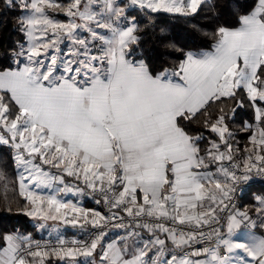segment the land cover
Segmentation results:
<instances>
[{
  "label": "snow or ice",
  "instance_id": "1",
  "mask_svg": "<svg viewBox=\"0 0 264 264\" xmlns=\"http://www.w3.org/2000/svg\"><path fill=\"white\" fill-rule=\"evenodd\" d=\"M96 2L69 0L65 6L59 0H21L28 14L20 31L29 46L15 55L27 62L0 70V145L12 149L16 168L22 169L17 180L24 202L20 210L33 220L96 231L86 240L73 239L72 246L58 239L56 246L37 243L34 250L28 237L4 235L0 239L7 246L0 249V264H46L51 257L67 264H77L78 257L85 264H264V237L251 231L264 228V197L256 198V219L251 208L240 210L234 203L246 185L264 181V0L239 16V27H217L211 51L183 53L177 71L156 75L143 61L127 59L138 41L135 18L121 27L124 8L116 0H99L97 12ZM130 2L150 12L190 17L207 0ZM50 10L63 12L67 21L50 16ZM79 30L90 38H79ZM64 39L78 47L70 50L71 58L56 76L58 56L52 54L47 64L43 57L50 50L59 52ZM96 41L101 42L100 55L90 56L89 46ZM81 73L87 76L83 86L77 82ZM245 99L256 124L242 125L241 131L251 133V147L237 156L240 150L234 148L235 133L228 124L235 108L229 109L227 101L243 107ZM184 122L202 126L215 138L202 148L203 134L189 131ZM6 180L0 171L5 188ZM69 192L99 194L109 214L61 198ZM109 224L121 229L134 224L152 238L143 247L130 245L129 238L139 235L132 230L119 243L102 246ZM242 230L247 231L237 235ZM172 250L183 255L165 260ZM201 255L207 259L190 258Z\"/></svg>",
  "mask_w": 264,
  "mask_h": 264
},
{
  "label": "trees",
  "instance_id": "2",
  "mask_svg": "<svg viewBox=\"0 0 264 264\" xmlns=\"http://www.w3.org/2000/svg\"><path fill=\"white\" fill-rule=\"evenodd\" d=\"M59 2L64 4L66 0H59ZM257 2L258 0H208L197 14L190 17L150 12L148 9L141 8L128 10L127 15L134 17L138 25V41L131 45L127 59L133 62L143 61L152 75L163 72L165 69L169 74L174 73L184 59L183 53L211 51L215 42L212 36L215 29L219 26L238 27L239 16L250 12ZM25 14L26 11L21 7V0H11V3L9 0H0V70H15L25 64L21 56L15 55L26 44V36L20 31V21ZM49 15L62 21L66 18L59 10H50ZM171 78L178 82V77L173 75ZM79 84L83 86L85 83ZM243 103L244 106L239 107L234 101H227L229 109L235 108L234 113L229 112L228 124L230 130L235 133V140L246 141L250 132H238L237 127L241 128L246 121L255 125V120L251 102L245 99ZM209 110L216 109L213 107ZM184 123L194 134H203L205 139L201 142L202 148L207 146L209 139L215 138L214 134L202 126ZM12 156L10 148L0 146V171H3L7 177V188L3 182H0V237L25 236L28 237L29 243L45 239L37 231V226L31 219L23 215L20 210L24 202L19 197L18 174ZM257 195H264V186H255L247 193L246 198L242 200V206L247 200L252 204ZM5 246L6 243L0 239V249ZM78 263L85 264L77 258ZM46 264H67V261L51 257Z\"/></svg>",
  "mask_w": 264,
  "mask_h": 264
},
{
  "label": "crops",
  "instance_id": "3",
  "mask_svg": "<svg viewBox=\"0 0 264 264\" xmlns=\"http://www.w3.org/2000/svg\"><path fill=\"white\" fill-rule=\"evenodd\" d=\"M254 120H255V118H254ZM255 124H256V121H255ZM250 135H251V133H250ZM250 135L245 139L246 141H242V140H239V139H237V140L234 139V141H232V143L234 145V148H238L240 150L237 153V156H240L243 153V150H244L245 147H251V145L248 143ZM215 169H216V165H211L209 170L215 172ZM65 180H66V182H68L69 184H71L73 186H78L80 188H84V185L81 182L76 181L72 177H65ZM57 187H63V185H57ZM38 191H40V190H38ZM48 191L49 190H44L43 192L47 193ZM246 195H245L244 198H246ZM257 197H260V196L257 195L256 198ZM61 198L64 199V200H66V201H72L73 203H77L78 202V206H80V207H83L85 209H91V210L99 211L101 213L100 207L98 205H96L95 203H93L91 200H86L80 194H77L75 196V194H73L71 192H69V193H62L61 194ZM244 198H242V200ZM256 198L254 200L255 202H257ZM242 200H241L240 206L242 205V202H243ZM249 202L250 201H248V200L245 201L244 202L245 205H243L244 207L243 206H241V207L239 206L238 208L240 210L244 209L245 207L248 206V203ZM253 218H254V216H253ZM39 222L40 223H39V226L37 228H38L41 236H43L45 238H65V237H72V236L73 237L74 236L76 237V236H79L81 234V232H82V230L79 229V228H73L70 225L69 226H65V225L59 224L58 222H52V221H49V222L39 221ZM41 223H44V225H45L43 228L40 227V224ZM257 224H258V221H257ZM132 230H135V229H127V230L123 231L122 234H116V235L114 233H107L105 235V237L103 238V240L101 241V244H102V246H107V244L111 243L113 240H115V241H117L119 243L120 240H121V238L126 236L127 231H132ZM224 231H226V228H224ZM244 231H247V230H242L240 233L243 234ZM251 231L254 232L257 237H264V229H263L262 233L258 230V227H256L254 230L252 229ZM256 232H258V234ZM240 233H238V234H240ZM16 236H19V235H16ZM151 238L152 237L149 236L146 233H139L138 236H133V237L129 238V243H130V245H132L134 243L135 246L143 247V242L144 241H148ZM161 238H163V236H161ZM233 239H235V236L233 237ZM167 247L169 249L172 248L170 242L167 244ZM132 250H134V248ZM101 251H102V248H98L97 249V253L98 254ZM179 252H180V250H172L171 252H166L164 254L165 260L168 259V258H170V255L171 254H176V255L180 256V253ZM153 255H155V249L154 248L149 253V256L150 257L153 256ZM233 258L235 259V256H233ZM78 259L82 263L85 262V258H83V257H78ZM205 259H207V258H205ZM198 260H204V259H198Z\"/></svg>",
  "mask_w": 264,
  "mask_h": 264
},
{
  "label": "rangeland",
  "instance_id": "4",
  "mask_svg": "<svg viewBox=\"0 0 264 264\" xmlns=\"http://www.w3.org/2000/svg\"><path fill=\"white\" fill-rule=\"evenodd\" d=\"M69 2V0H66V2L64 3L65 4V6H67V3ZM116 4H117V6L118 7H121V8H124V16L123 17H121L120 18V21H119V24H120V26L121 27H125V26H127V23H128V21L129 20H131L132 18L131 17H129L128 15H127V11L128 10H131V9H133V8H139L138 6H136V5H132L131 4V2H130V0H116ZM93 8L97 11V12H99L100 10H101V4L99 3V0H97V2L96 3H94L93 4ZM60 13H62L63 14V12H61L60 11ZM28 13L26 12V14L25 15H27ZM170 14H172V13H170ZM24 15V16H25ZM64 15V14H63ZM23 16V17H24ZM56 19V18H55ZM67 17L65 18V20H60V21H62V22H66L67 21ZM78 23H79V21H77ZM93 27H95L94 25H93ZM98 31H100V30H98ZM103 34H105V35H110V34H108L106 31L103 33ZM77 35L79 36V38H81V39H89L90 37H89V33L87 32V31H84V30H79L78 31V33H77ZM28 46H29V40H28V38L26 37V44L22 47L23 49H27L28 48ZM76 47H78V46H74V45H72V43L70 42V41H68L67 39H64L61 43H60V45H59V52H57V53H53L52 52V50H50L49 51V54L47 55V56H45V57H43L44 58V60H45V63L47 64V62H48V60H49V58H50V56L52 55V54H56L57 56H58V58H59V63H58V66H57V70H56V73H55V75L56 76H59V75H61L62 74V67H63V61L64 60H67V59H69V58H71L69 55H67L69 52H70V50L71 49H73V48H76ZM90 53H89V55L90 56H99L100 55V47H101V42L100 41H96V42H94L93 44H91L90 46ZM81 52H83L84 50L83 49H79ZM21 58H23V61H24V63H26L27 61H26V57H24V56H21ZM80 59H83L84 57L83 56H81V57H79ZM94 64H95V66L96 67H101V63L99 62V61H95V62H93ZM24 65H22L21 67H23ZM104 67H106V63L103 65ZM75 67V66H74ZM86 79H87V76L84 74V73H81L78 77H77V82L78 83H85V81H86ZM237 128H239L238 129V132H243V131H241L240 129V127H237ZM234 141V140H233ZM0 146H3V147H8V146H6V145H0ZM9 148V147H8ZM11 149V148H10ZM12 150V149H11ZM12 153H13V151H12ZM36 163H40L39 162V160H37L36 161ZM14 165H15V163H14ZM15 168H16V165H15ZM43 168H44V170L45 171H50V172H52V173H54V174H59V173H57V170L56 169H54V168H51L50 166H48V165H43ZM16 170H17V174L20 172V171H22V169H17L16 168ZM44 190H48V189H43L42 191H44ZM77 194H75V196H76ZM245 197V196H244ZM243 197V198H244ZM260 197H264V195L263 196H261L260 195ZM242 206V205H241ZM240 206V207H241ZM256 206H258L257 205V202H253L252 204L249 202L248 203V206L247 207H249V208H251L252 209V211H251V215H253L254 216V219H256L257 218V216H256V213H255V207ZM244 207V206H243ZM242 207V208H243ZM246 208V207H245ZM244 208V209H245ZM244 209H242V210H244ZM30 219H31V221H32V223H34L37 227L39 226V221H37V220H33L31 217H29ZM258 221V225H259V220H257ZM258 227V230L262 233V231H263V229L264 228H260L259 226H257ZM254 230V229H253ZM37 231L39 232V230H38V228H37ZM125 231V230H124ZM135 232H137V233H146V234H148L149 236H150V234L147 232V231H144V230H134ZM122 232L123 231H121V233L120 232H115L114 234L116 235V234H122ZM40 233V232H39ZM257 234H258V232H256ZM141 235V234H140ZM143 235V234H142ZM237 235H240V236H242L243 234H237ZM144 236V235H143ZM236 238V237H235ZM233 256H235V254H233ZM97 259H98V255H97V257H96ZM89 259H91V258H89ZM164 259H165V256H164ZM85 263V262H84ZM79 264V263H78Z\"/></svg>",
  "mask_w": 264,
  "mask_h": 264
},
{
  "label": "built area",
  "instance_id": "5",
  "mask_svg": "<svg viewBox=\"0 0 264 264\" xmlns=\"http://www.w3.org/2000/svg\"><path fill=\"white\" fill-rule=\"evenodd\" d=\"M255 186H264V181H253L251 182L249 185H246L244 187V190L242 192H238L236 194V196L234 197V203L236 204L237 207L240 206L241 204V200L242 198L247 194L249 193ZM87 191V190H86ZM82 197L88 199V200H91L93 203H95L96 205H98L101 209V214L102 215H108V209L105 207L104 203H103V200L102 198L99 196V194H85V195H82ZM97 199H100L101 202L99 204L96 203V200ZM115 211V210H113ZM122 215V214H121ZM129 220L130 218L128 217H125L124 218V223L128 224L129 223ZM116 221H114L113 223H115ZM171 226V225H169ZM128 229H135V230H144L142 228H136L134 224H132ZM124 230H127V229H121V228H113L111 226V224L108 225V227L105 229V232L106 234L107 233H115V232H121V231H124ZM96 230L94 229H91V227L89 226V229L87 232L85 231H82L81 232V236L80 237H65V238H45V239H38V240H35L33 241L31 244L33 246V250L35 249V244H40L42 246H49V247H52V246H56L57 245V240L58 239H64L66 242H69L68 243V246H72L70 244V242L75 239V240H86L89 238V233L91 232H95ZM145 231V230H144ZM207 231V229H206ZM195 248L199 249V248H202L204 247V245H201V244H196L194 246ZM183 251H191V249H185ZM183 251H180V255H183ZM191 259L193 260H198V259H205L207 257L201 255V256H197V257H190Z\"/></svg>",
  "mask_w": 264,
  "mask_h": 264
}]
</instances>
